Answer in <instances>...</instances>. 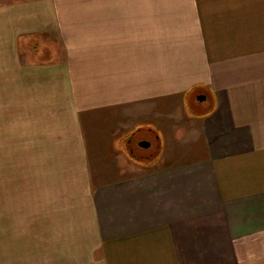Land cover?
<instances>
[{"label": "crops", "instance_id": "crops-1", "mask_svg": "<svg viewBox=\"0 0 264 264\" xmlns=\"http://www.w3.org/2000/svg\"><path fill=\"white\" fill-rule=\"evenodd\" d=\"M0 99L37 189L89 216L28 221L0 264H264V0H0Z\"/></svg>", "mask_w": 264, "mask_h": 264}, {"label": "rangeland", "instance_id": "rangeland-1", "mask_svg": "<svg viewBox=\"0 0 264 264\" xmlns=\"http://www.w3.org/2000/svg\"><path fill=\"white\" fill-rule=\"evenodd\" d=\"M48 24L51 27L45 29V34L47 37L57 39L60 36V26H53L51 22ZM198 97V89L187 94L186 104L191 112H198L203 107L198 102ZM5 102L4 99H0V251L3 250L5 237L15 234L16 230L20 233L22 230H27L28 221H34V226L29 225V231L34 233L37 230L36 220L38 219L47 221L69 218L80 221L89 217L85 205L87 196L82 189L78 188L80 195L74 197L76 203H73V197H60L55 209L51 200L56 197L45 194L47 191L37 189L38 175L32 170L34 164L33 159L30 161L31 149L25 148L24 150L19 146L21 137L19 108L6 110ZM142 138L149 140L151 145L149 147L140 146L139 141ZM12 144H16V146ZM133 144L138 154L147 157L149 154L154 155L159 150L155 134L148 130L136 132ZM33 155L36 154L33 153ZM23 174L25 177L30 176V178L22 179ZM26 181H29V185ZM38 187H40L39 184ZM28 190L29 195H22ZM37 193L41 195L39 196ZM72 207L76 208L75 212L71 211ZM45 230L50 231L48 228Z\"/></svg>", "mask_w": 264, "mask_h": 264}, {"label": "water", "instance_id": "water-1", "mask_svg": "<svg viewBox=\"0 0 264 264\" xmlns=\"http://www.w3.org/2000/svg\"><path fill=\"white\" fill-rule=\"evenodd\" d=\"M204 98H205L204 95L200 96V99H204ZM139 144H140L141 146H144V147H148V146H150V142H148V141H143V140L140 141Z\"/></svg>", "mask_w": 264, "mask_h": 264}]
</instances>
